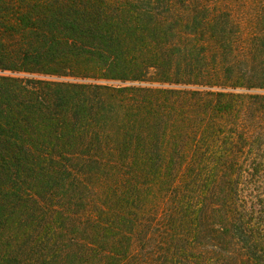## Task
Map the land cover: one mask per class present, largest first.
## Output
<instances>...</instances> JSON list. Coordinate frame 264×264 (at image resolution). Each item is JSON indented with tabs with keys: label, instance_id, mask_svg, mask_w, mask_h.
<instances>
[{
	"label": "trees",
	"instance_id": "16d2710c",
	"mask_svg": "<svg viewBox=\"0 0 264 264\" xmlns=\"http://www.w3.org/2000/svg\"><path fill=\"white\" fill-rule=\"evenodd\" d=\"M239 1L0 0V264H264Z\"/></svg>",
	"mask_w": 264,
	"mask_h": 264
},
{
	"label": "rangeland",
	"instance_id": "374dc122",
	"mask_svg": "<svg viewBox=\"0 0 264 264\" xmlns=\"http://www.w3.org/2000/svg\"><path fill=\"white\" fill-rule=\"evenodd\" d=\"M239 2H244V5L240 6L239 8L236 6L237 10H236V13L237 14H242V11L245 10L248 8V6L251 8H254L255 5H253L252 3H249L248 5V0H240ZM249 2H251V0H249ZM248 17H245L243 16L241 18V22L243 23V25H247L246 28H245V34L248 35Z\"/></svg>",
	"mask_w": 264,
	"mask_h": 264
}]
</instances>
